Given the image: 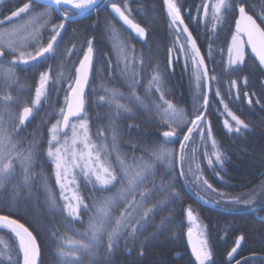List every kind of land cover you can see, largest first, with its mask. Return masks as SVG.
Returning <instances> with one entry per match:
<instances>
[{
	"label": "snow or ice",
	"instance_id": "obj_1",
	"mask_svg": "<svg viewBox=\"0 0 264 264\" xmlns=\"http://www.w3.org/2000/svg\"><path fill=\"white\" fill-rule=\"evenodd\" d=\"M246 3L247 0H201L195 6L196 15L193 16L190 9L183 8L181 0H163L168 30L172 34V46L167 49L164 64L157 63L155 66L151 63L155 57L151 55L150 47L149 56L145 57L142 51L128 43L129 39L138 38L147 44L149 35V29L133 18L134 10L129 7L128 0H125L123 7L111 0H21L18 6L10 10L9 15L0 19V87L5 89L4 94L0 95V203H10L4 195L8 191L17 201V206L20 200L32 199L33 185L39 178L51 218L59 225V228L47 223L45 225L57 245L56 264H84L85 260L88 264H113L116 252L124 250L131 255L137 244L138 256L142 257L149 239L162 234L166 227L171 226L169 222L174 224L178 214L186 216L190 224L195 223L197 217L191 205L184 207L182 204V191L177 187L180 181H183V185L214 193L218 199L212 203L217 206L235 205L252 212L264 209V198L257 200L253 192L228 196L215 189L203 175L196 156L197 150L193 148L192 155H188L189 143L198 134L201 146L207 149L211 145L212 153L209 154L207 150L204 152L209 167L223 169L227 160L214 137L212 122L208 118L211 104L209 92L213 85L216 86L215 96L223 105V109H217V112L225 117L224 128L235 133L248 128L229 108L228 103H225L219 86L224 75H229L246 63L248 48L264 71V13L254 18L249 14ZM109 7L114 18L122 23L118 29L112 21L106 22V38L115 54V63L111 57L105 56L102 66L107 65L109 79L122 80L129 91L125 93L117 88L104 87L102 82L100 87L105 95L96 97L97 88L91 82L94 70L96 75L100 74V69H96L95 37L73 43L71 48L61 49L60 45L68 23ZM55 16L60 17L59 23L53 22ZM230 16L235 21V27L227 44L228 61L221 74L217 75L216 68H210L206 58L214 60L216 49L213 45L219 38V29ZM209 20L211 29L208 28ZM201 22L208 40L206 55L202 54L197 42L199 37L194 36L190 30V25L200 27ZM98 24L99 21H96L91 27L94 29ZM122 30H127L130 36L123 38ZM81 52L82 56L79 55ZM181 57L185 71L191 68L194 90L191 116L165 98L171 91L166 85V78L174 71L173 65ZM50 59L59 60L61 71L55 78L51 65L47 71L39 72L34 98L27 102L23 95L27 86L19 84L16 66L22 65L35 70ZM70 65L74 74L65 77L64 70ZM161 67L164 68L163 72ZM146 68H151V73L142 97L136 89L142 85L140 77ZM65 80L66 88L62 86ZM244 83H248L247 77L244 78ZM13 88L16 89L15 94ZM53 89L57 94L61 91L65 93L64 106L58 112L53 110L45 113L48 117H57L47 128L45 151L42 147L43 137L37 138V130L27 136H22L21 133L42 102L49 99V93ZM234 89V98L239 100L237 81L232 79L227 86L229 98H233ZM153 93L157 94L156 99L151 98ZM243 96L252 105L249 93L244 92ZM89 100L96 105L105 104L112 110L109 123L105 126L110 136L99 128L95 134L90 132L86 111ZM21 103L23 107H19ZM256 103H260L259 99ZM133 107L154 111L159 117V126L169 130L163 131L162 138L152 142L150 146L130 143L133 153L140 151L143 154L128 158L119 149L123 129L118 122L126 116H135ZM229 118L235 126L230 123ZM43 123L42 120L41 124ZM136 127L134 124L127 125L129 130ZM185 127L187 131L183 132L181 139V132ZM177 141L178 151L167 147L168 143ZM41 156L44 157L43 160L39 159ZM193 162L194 168L191 166ZM44 164L50 165L51 175L44 171ZM161 168L163 172L160 171ZM216 175L223 179L219 172ZM53 176L59 189L58 196L49 184ZM177 203H181L180 209L174 207ZM224 211L231 214L236 208L225 207ZM162 212H167V215L159 216ZM157 218L160 220L159 224L156 223ZM77 224L81 227L77 228ZM200 227L197 225L198 229ZM148 228H154V231L140 240ZM203 228L204 231L196 232V239L193 238V228L187 229L191 254L195 258V264H214L207 226ZM0 230L14 234L18 241L15 255L12 254V249L0 252V257L6 258V264H44L41 246L37 242L39 233L34 235V230L21 223L20 219L2 213ZM68 233L72 235L69 236ZM245 239L243 233L235 237L234 246L227 252L229 264ZM129 245L133 247L129 248ZM256 259L258 257L253 254L236 260V264H248L249 260ZM0 264H5V261L0 260Z\"/></svg>",
	"mask_w": 264,
	"mask_h": 264
},
{
	"label": "trees",
	"instance_id": "obj_2",
	"mask_svg": "<svg viewBox=\"0 0 264 264\" xmlns=\"http://www.w3.org/2000/svg\"><path fill=\"white\" fill-rule=\"evenodd\" d=\"M124 6L125 0H111ZM184 9H190L192 15H196L195 6L201 2V0H181ZM21 3V0H8L3 5H0V14H9L10 10H13ZM129 7L134 10L133 18L136 22L149 29V35L147 36V44L138 38H131L128 43L134 46L137 50L142 51L145 57L149 56V47L151 48V55L155 57L151 61L155 66L157 63L163 65L167 59V49L172 46V34L168 30L166 9L163 7V0H128ZM246 8L249 10V14L254 18L264 13V0H247ZM99 21V24L94 29L91 27L94 22ZM107 21H112L115 26L120 29L121 23L117 21L112 15L109 8H101L98 12L76 20L74 23L70 22L66 25V32L64 33L63 41L60 48H71L73 43H78L81 40H86L88 37H95V48L97 50L96 69H100V74L96 75L95 70L91 77L92 86L97 88L95 94L96 97L105 95V92L101 90V84L103 82L104 87L117 88L121 92L127 93L129 91L126 84L119 79H109V73L107 65L102 66L105 56L111 57L113 63H115V54L112 50L110 41L106 38L105 25ZM22 21H18L21 23ZM54 23L60 22V17L55 16ZM186 23L188 22L186 18ZM259 23V20L257 21ZM234 19L230 16L229 19L224 22L219 29L218 39L215 40L213 47L216 49L214 53V60L209 61L206 58V63L209 67L216 68V74L220 75L224 64L228 61L227 44L231 40V32L234 31ZM50 27V25H49ZM208 28L211 29V21L209 20ZM87 29V31H85ZM75 30V35L73 32ZM190 30L193 31L194 36H198V44L201 46L202 54L206 55L208 40L205 38V30L203 22L200 27L190 25ZM45 37L47 33L45 32ZM121 35L123 38L130 36L127 30H122ZM134 36V34H131ZM86 47V45H85ZM223 49V52H220ZM30 50V49H25ZM82 56V52L79 53ZM11 59V56L8 57ZM60 59H63L61 57ZM75 59V57H74ZM246 63L240 66L236 71L231 72L229 75H224L220 82V90L224 95L225 103H228L229 108L242 119L247 125V129H242L239 133L228 132L224 126L223 121L225 117L220 116L217 109H223V105L219 103V98L215 96V85L212 86L210 91L211 104L208 109V118L212 122L213 134L218 142V145L227 157L223 165V169L212 168L207 164V160L204 158V152L207 150L209 154L212 153L211 145L209 144L207 149L201 146L199 135H194L192 141L189 143L188 155L191 156V150L195 148L196 156L200 167L203 171L204 177L213 185L215 189L220 192L228 194V196H239L242 193L253 192V195L260 200L264 198V73L260 69L255 59L251 56L248 49L245 56ZM78 63V60L75 61ZM49 65L53 68V78L61 71L59 60H48L38 66L35 70H29L24 66H16V76L20 85H26L23 95L27 102H30L34 98L35 85L39 79V72L47 71ZM174 71L166 78V85L171 89L169 94H166V99L171 100L177 107L182 108L186 114L191 116L193 114V95L194 90L192 87L191 68L185 71L182 59L175 62L173 65ZM162 72L164 68L160 69ZM65 77L70 74H74L71 65L68 69L64 70ZM151 68H146L141 74L142 85L137 86V93L142 97L145 94V87L147 86V80L150 78ZM211 75V73H210ZM31 78L27 81L26 78ZM247 77L248 83H244V78ZM235 79L237 81V89L240 92V99L234 98L236 89L233 90V98H229L227 95V86L230 80ZM63 87L66 88V80L63 82ZM15 94L16 89H12ZM5 89L0 87V95H3ZM248 92L252 97L253 103L249 105L247 99L244 98L243 93ZM253 93L255 95H253ZM64 92L59 94L53 89L49 93V99L43 101L38 110L35 111V115L26 123L25 131L21 133L22 136H27L34 130H37V138L43 137V149L47 148V128L51 126V123L55 122L57 117H48L45 115L48 111L58 112L60 107L64 106ZM157 94L153 93L151 98L156 99ZM259 99L260 103L256 101ZM124 102V101H122ZM202 103V100L200 101ZM131 106V105H130ZM23 107V103L19 105ZM19 109H17L18 111ZM89 117V129L90 132L95 134L98 130H104L105 135L110 136V133L106 130V125L109 123V117L111 109L105 105H96L89 100L86 108ZM135 116H126L122 118L118 123L121 125L123 131L119 142V149L122 154H125L128 158L132 155L141 156L143 153L136 151L133 153L129 144L139 143L142 147L150 146L152 142L158 141L162 138L163 131L169 130L166 127L159 126V117H157L154 111H143L142 109L133 107ZM44 121L41 124V121ZM230 123L235 126L234 122L230 120ZM134 124L137 127L128 129L127 125ZM187 128H183L180 138L183 137V132H186ZM95 139V135H93ZM168 148L179 149V142L168 143ZM43 160L44 157L39 158ZM147 159V157H145ZM195 167L193 162L191 165ZM188 165H185L187 169ZM44 171L51 175L52 169L49 164H44ZM163 172V168L160 169ZM216 172L223 176L220 179ZM15 179V178H14ZM159 179V176H157ZM51 187L55 190L57 196L59 195V189L55 185L54 176L49 181ZM183 181L177 184V187L182 191V204L184 207L191 205L195 215L199 218L204 226H207L206 231L209 235L210 246L213 252L214 264H228L225 260L227 252L233 245L235 237L238 234L243 233L246 237L244 246L246 247L245 255L262 254L264 255V249L262 246L261 234L259 232L260 227L256 224L257 218L253 213H227L224 211L225 207L230 205L217 206L212 201L218 199V197L211 191H204L201 188L189 187L186 185L189 192L185 189ZM255 190V191H253ZM26 191V190H25ZM199 192V195H197ZM191 193V194H190ZM5 197L10 201L5 205L0 203V213L5 215H13V218L20 219L21 223H25L30 227V230H34V235L37 236V242L41 246L42 259L44 264H56L57 256L56 242L52 239L49 231L46 230L47 225H55L59 228L58 224L52 220V214L48 209L46 203V195L40 187L39 178L33 185V198L30 200H20L18 202L12 198L10 191L5 192ZM23 195V193H22ZM199 198L204 203H199L194 199ZM203 197V199H201ZM212 205L214 207L208 206ZM174 207L181 208V203H177ZM261 213V212H258ZM264 213V212H262ZM167 212H162L159 216H165ZM181 221L183 223L181 224ZM160 220L157 218L156 223L159 224ZM170 223V227H166L162 234L158 235L155 239H149L148 243L144 246V255L138 256L139 244L134 247L131 255H128L126 251H118L114 254L113 264H195V258L190 253L187 245V229L188 220L186 216L177 215L175 217V223ZM77 228L81 226L76 225ZM63 232V229H60ZM82 230V229H81ZM154 231V228H148L144 233V236L140 237L143 240L144 237L150 236ZM67 235L71 236V233ZM15 242L17 248L18 243L14 235L7 230L0 231V252L5 251L8 242ZM11 242V243H12ZM13 244V243H12ZM242 246V248L244 247ZM123 248V244H121ZM132 248V245L128 246ZM241 248V250H242ZM15 248L13 252L15 253ZM177 254V257H175ZM0 260L5 261L6 258L0 257ZM22 260V257H21ZM84 264H88L85 260ZM248 264H259V261L249 260Z\"/></svg>",
	"mask_w": 264,
	"mask_h": 264
},
{
	"label": "flooded vegetation",
	"instance_id": "obj_3",
	"mask_svg": "<svg viewBox=\"0 0 264 264\" xmlns=\"http://www.w3.org/2000/svg\"><path fill=\"white\" fill-rule=\"evenodd\" d=\"M6 1H8V0H0V5H3ZM7 15H9V14H0V19H2L4 16H7ZM203 15V11L201 10V16ZM23 22V21H22ZM21 22V23H22ZM234 23H235V21H234ZM5 27H8V25H5ZM233 29H234V26H233ZM249 51V50H248ZM252 56V55H251ZM256 61V60H255ZM257 62V61H256ZM258 64V63H257ZM259 65V64H258ZM18 66H20V67H22V65H18ZM260 67V66H259ZM261 69V68H260ZM263 73H264V71H263ZM26 80L27 81H30L31 80V78L29 77V78H26ZM229 207H233V208H236V211L235 212H233L234 214L235 213H248V212H250V213H253V215H254V217L255 218H257L258 220H256V224H258L259 225V227H260V230H259V232H260V234H261V240H262V246H263V249H264V213H262V212H264V209H261V210H259V211H257V212H252V211H247V210H250V209H246V208H240V207H237V206H235V205H230ZM247 211V212H246ZM258 212H261V213H258ZM1 231V230H0ZM239 235V234H238ZM12 242V241H11ZM11 242H8L7 243V245H6V247L7 248H9V249H13V248H17V246H16V244H15V242L13 241L12 243ZM234 246V242H233V245L230 247V249H229V251L231 250V248ZM242 246H244V242L242 243ZM242 246H241V248H242ZM241 248L238 250V253L235 255V258L231 261V264H236V260H241L242 258H244V257H249V256H252L253 254H251V255H245L244 253L246 252V247L244 246L243 248H242V250H241ZM12 254L13 255H15V253L13 252V250H12ZM227 256V255H226ZM255 256L256 257H258V261H259V264H264V255H262V254H255ZM225 260H226V258H225ZM228 264H229V261H226Z\"/></svg>",
	"mask_w": 264,
	"mask_h": 264
},
{
	"label": "water",
	"instance_id": "obj_4",
	"mask_svg": "<svg viewBox=\"0 0 264 264\" xmlns=\"http://www.w3.org/2000/svg\"><path fill=\"white\" fill-rule=\"evenodd\" d=\"M110 11H111V9H110ZM112 15L114 16V14L112 13ZM117 21H119V19L118 18H115ZM120 22V21H119ZM120 23H122V22H120ZM234 27H235V23H234ZM248 50H249V52H250V54L252 55V57L257 61V63L259 64V62H258V60L254 57V54H252L251 53V49L250 48H248ZM209 98H210V92H209ZM179 150V149H178ZM184 187H185V189L189 192V190L187 189V187H186V185H184ZM191 194V193H190ZM194 199L196 200V201H198L199 203H204L203 201H201L199 198H197V197H194ZM205 204V203H204ZM208 206H211V207H214V206H212V205H208ZM214 208H216V207H214ZM247 211H251V210H247ZM246 211V212H247ZM193 238L195 239V234L193 233ZM186 239H187V245H188V248H189V250H190V253H191V246L189 245V243H188V236H187V234H186ZM175 257H177V254H176V256ZM249 257H251V256H249ZM226 261H228V258H227V256H226Z\"/></svg>",
	"mask_w": 264,
	"mask_h": 264
},
{
	"label": "rangeland",
	"instance_id": "obj_5",
	"mask_svg": "<svg viewBox=\"0 0 264 264\" xmlns=\"http://www.w3.org/2000/svg\"><path fill=\"white\" fill-rule=\"evenodd\" d=\"M181 59H182V62H183V64H184V61H183V58L181 57ZM197 217V216H196ZM197 225H200L201 227L198 229L197 228ZM203 224H202V222L199 220V218L197 217V220H196V222L195 223H189L188 222V227H192L193 228V233L195 234V239H196V232L198 231V230H200V231H204L205 229L203 228ZM14 235V234H13ZM17 243H18V241H17ZM7 248V247H6ZM7 249H9V248H7Z\"/></svg>",
	"mask_w": 264,
	"mask_h": 264
}]
</instances>
